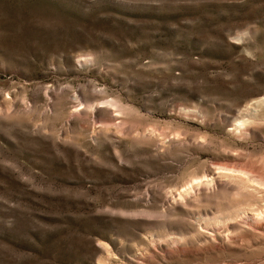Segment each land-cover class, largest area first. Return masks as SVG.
I'll list each match as a JSON object with an SVG mask.
<instances>
[{
	"label": "rangeland",
	"instance_id": "obj_1",
	"mask_svg": "<svg viewBox=\"0 0 264 264\" xmlns=\"http://www.w3.org/2000/svg\"><path fill=\"white\" fill-rule=\"evenodd\" d=\"M0 264H264V0H0Z\"/></svg>",
	"mask_w": 264,
	"mask_h": 264
},
{
	"label": "bare ground",
	"instance_id": "obj_2",
	"mask_svg": "<svg viewBox=\"0 0 264 264\" xmlns=\"http://www.w3.org/2000/svg\"><path fill=\"white\" fill-rule=\"evenodd\" d=\"M228 177H230V176H228ZM223 178H224V177H223ZM225 179H226V178H225ZM218 180H219V179H218ZM231 180H232V179H231ZM215 182H216V183H219L220 181L218 182L217 180H215ZM242 183H243V182H240V185H241ZM243 185H244V184H243Z\"/></svg>",
	"mask_w": 264,
	"mask_h": 264
}]
</instances>
